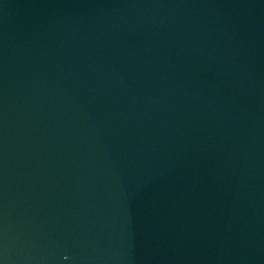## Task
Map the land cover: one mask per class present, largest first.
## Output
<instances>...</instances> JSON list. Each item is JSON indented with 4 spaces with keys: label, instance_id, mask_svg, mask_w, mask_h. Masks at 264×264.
<instances>
[{
    "label": "water",
    "instance_id": "obj_1",
    "mask_svg": "<svg viewBox=\"0 0 264 264\" xmlns=\"http://www.w3.org/2000/svg\"><path fill=\"white\" fill-rule=\"evenodd\" d=\"M0 264H264V0H0Z\"/></svg>",
    "mask_w": 264,
    "mask_h": 264
}]
</instances>
